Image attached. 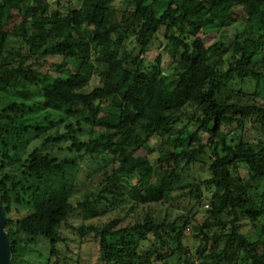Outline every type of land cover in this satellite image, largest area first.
Returning a JSON list of instances; mask_svg holds the SVG:
<instances>
[{
  "label": "trees",
  "instance_id": "trees-1",
  "mask_svg": "<svg viewBox=\"0 0 264 264\" xmlns=\"http://www.w3.org/2000/svg\"><path fill=\"white\" fill-rule=\"evenodd\" d=\"M124 1L132 10L118 19L113 0H0V93L20 79L40 83L42 106L64 112L60 123L67 129L44 133L42 146L70 140L66 149L45 154L34 147L22 160L34 130L47 128L30 122L33 108L26 102L8 101L0 110V187L12 264H19L23 243L38 237L49 242L45 264H70L57 246L64 241L61 227L75 209L79 159L100 156L113 165L97 187L100 201L113 194L107 199L111 205L101 207L97 196L92 203H77L91 216L106 214L120 199H133L152 212L153 205L172 201L183 173L207 149L215 159L210 176L195 184L201 201L202 185L211 189L210 215L192 227L197 261L264 264V138L252 141L244 134L255 117L264 130V101L255 97L264 99V0H172L160 5L161 12L156 6L161 0ZM238 6H244L255 34L245 28L224 49L207 46L200 32L232 24ZM14 16L19 21L11 24ZM163 27L174 43V61L170 75L154 80L143 70L144 55ZM12 34H20L28 50H8ZM130 38L139 47L136 56L125 45ZM48 58L55 59L53 73L46 70ZM95 71L101 84L86 91ZM237 85H248L252 99H237L242 89ZM76 103L92 118L78 117ZM141 148L157 154L152 160L137 154ZM11 163L27 167L32 179L34 207L16 220L13 192L19 184L10 183L6 168ZM241 167L247 169L244 177ZM184 219H158L146 212L142 221L118 229L113 220L97 230L101 259L105 264H192L187 227L193 222Z\"/></svg>",
  "mask_w": 264,
  "mask_h": 264
},
{
  "label": "rangeland",
  "instance_id": "rangeland-1",
  "mask_svg": "<svg viewBox=\"0 0 264 264\" xmlns=\"http://www.w3.org/2000/svg\"><path fill=\"white\" fill-rule=\"evenodd\" d=\"M147 1L152 2L153 0ZM169 1L172 0H161L160 3L156 4L160 12V5L163 2ZM51 2L52 4H55V0H51ZM175 5L176 3L174 6ZM77 6L78 2L74 1L72 7ZM113 6L119 11L118 19H121L123 14L127 11L129 12L132 10L131 5L124 0H113ZM247 17L248 15L244 6H238L234 9L235 21L232 24L227 25L220 30H204L201 31L199 35L203 38L207 46L215 44L217 47L224 49L238 34L242 33L245 28H247L250 33L255 34V28L249 27ZM18 21L19 20L14 16L11 24H14L15 22L18 23ZM182 29L187 32V26L182 25ZM165 31V27L160 29L159 33L152 41L149 51L144 55L143 70L149 78L154 80L161 78L163 75H170L172 72L171 67L174 61L172 50L174 49V43L167 40L165 37ZM172 32L174 35L180 34L179 29H174ZM125 45L131 54L134 56L138 54L139 47L134 38L128 39ZM7 49L26 51L28 50V47L20 34H12L9 38ZM54 60L55 59L53 58H48L47 61L46 70L50 71V73H53L51 66L52 61ZM100 84L101 79L95 71L91 74L90 84L85 89L86 91H90ZM239 87L242 89H240L241 93L237 99L241 98L245 102L252 99V95L250 94L252 89H250L248 85L236 86V88ZM186 92L187 89H185L184 93L186 94ZM43 93V87L40 83L21 79L15 81L7 92L0 93V110L5 105V102L8 101L26 102L33 108L29 113V118L31 119L30 122L34 124L37 122H43V126L47 128L44 131L34 130L32 133L34 137L28 145L26 153H20L22 160L25 159V156L28 155V152L34 147H40L41 154H45L58 148L66 149L70 144V140L66 139L59 145L52 143L49 146H42L41 142L43 141L44 133H54L57 127H59L60 133L67 132V129L64 127L65 123H60L61 119H65V113L45 109L42 106ZM255 97L262 102L264 101L263 97H260L259 95ZM65 108H68V106L66 105ZM72 108L78 117L92 118L91 114L81 103L74 104ZM49 121L53 122V125H51ZM58 123H60L59 126H57ZM87 128L88 127H85V132L82 135L83 137L86 135ZM244 134L248 136L249 140H262V138H264V130H262L260 120L256 117L251 120L245 127ZM204 138H208V135L205 134ZM150 143L154 148L155 145L158 146L155 139L151 140ZM162 148L166 150L165 146ZM137 154L149 156L153 160L157 153L153 150L141 148L137 151ZM214 159V154L207 149L199 160L183 173L182 183L180 184L181 187L174 193L172 201L159 207L153 205L151 207L152 212L151 210L148 211L146 207L140 205L135 206L133 199L127 200L126 202L123 201V199H120L112 210L99 216H91V211H87L85 208L77 205V203L84 202L85 200H88V203H92L94 201L93 197L97 196V202H99L101 207L106 206L108 208L111 205L109 202L111 200L108 201L107 199H112L114 197L113 194L106 193V198H103L100 201L97 188L101 183V180L105 178L106 172L112 170L113 165L111 159L108 158L103 160L100 156H86L79 159L80 170L75 179L74 193L72 197L75 209L61 227L60 232L64 241L57 246V251L65 257L70 264H105L100 255L97 230H101L106 224H109L113 220H118V224L114 225L116 229L125 227L128 224L142 221L146 217V212H149L158 219L174 220L184 216V220H187V222H193V224L189 223L191 225L190 227H187L189 232L188 241L191 255H193L192 257L194 259L192 264H199V261H197V257L194 254L195 245L192 242L194 239L192 227L196 224L200 225L204 223L210 215V207H208L207 204H210L209 195L211 189L207 188L206 185H202V192L205 199L201 201L196 198L195 184L203 183V181L210 176L209 165L213 163ZM12 165L13 164L11 163L6 168V171L11 176L10 183L19 184L16 188L17 190L13 192L14 212L12 213V218L16 220L25 216L27 212L33 209L34 205L31 198L32 191L30 190L32 179L29 175L28 168L24 166L17 168ZM240 174L244 177L247 174V169L241 167ZM86 195H89L87 199ZM18 199H20L21 202H19ZM89 200L91 202H89ZM48 245L49 242L43 237H38L34 243L29 245L23 243V248H25L18 261L19 264H45L49 257L48 253L50 252V247Z\"/></svg>",
  "mask_w": 264,
  "mask_h": 264
},
{
  "label": "water",
  "instance_id": "water-1",
  "mask_svg": "<svg viewBox=\"0 0 264 264\" xmlns=\"http://www.w3.org/2000/svg\"><path fill=\"white\" fill-rule=\"evenodd\" d=\"M12 260L13 250L10 242L7 217L3 207L2 192L0 187V264H12Z\"/></svg>",
  "mask_w": 264,
  "mask_h": 264
},
{
  "label": "built area",
  "instance_id": "built-area-1",
  "mask_svg": "<svg viewBox=\"0 0 264 264\" xmlns=\"http://www.w3.org/2000/svg\"><path fill=\"white\" fill-rule=\"evenodd\" d=\"M208 206V205H207Z\"/></svg>",
  "mask_w": 264,
  "mask_h": 264
}]
</instances>
